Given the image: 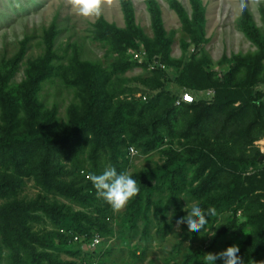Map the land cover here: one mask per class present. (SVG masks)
<instances>
[{"label": "rangeland", "instance_id": "obj_1", "mask_svg": "<svg viewBox=\"0 0 264 264\" xmlns=\"http://www.w3.org/2000/svg\"><path fill=\"white\" fill-rule=\"evenodd\" d=\"M175 1L183 7L190 21L192 11L189 1ZM130 2L137 30L147 40L151 49L159 51L145 0ZM156 3L163 37L168 46L165 55L162 56L164 64L161 63V68L164 69L154 73L151 69L153 65L148 68L143 65L145 47L142 43L139 42L138 50L134 51L120 43L105 40L96 27V22L102 19L122 34H129L120 0H114L111 5L106 3L99 19H85L77 15L67 4V0H0V78L4 77L14 62L15 70L7 89H10L12 97L20 102L28 78L43 69L44 81L40 84L36 96L39 107L37 123L54 111V119L50 124V132L54 135L63 134L71 128L75 118L82 112L85 93L80 86H73L72 83L82 67L93 70V75L97 77L105 121L121 104L126 107L140 106L142 102L140 95H145L147 100L151 94L162 95L161 101L153 103L143 116L129 115L128 108L125 110L126 115L119 128L123 133L121 137L125 139L139 125L150 123L162 113L166 105L165 98L169 93H176L177 97L182 93H191L196 103L210 104L215 97L221 99L222 77L233 65L234 59L259 54L255 43L244 32V17L246 15L251 26L264 37V7L259 11L247 10L241 15L238 0H200L203 23L200 29V43L195 47L193 36L170 8L169 0H156ZM53 23L55 27L51 34L50 26ZM49 42L52 46L48 52ZM136 52L142 54L141 60L133 58ZM261 63L263 72L256 79L257 90L260 92L261 85H264V62ZM155 65L158 66L156 63ZM184 69L187 71L186 79L180 76ZM247 79V71L239 69L233 77L232 84L243 87ZM180 80L189 82L192 89L183 87ZM245 96L246 93H241L237 98L235 96L234 106H238ZM17 120L23 128L25 116L21 109ZM190 120L191 114L177 111L173 120H170V125L159 129L161 143L149 151H145L140 144L127 142V145L134 147L139 155L133 156L129 166H125L123 171L129 172L139 186L142 180L149 176L154 191L150 200L143 193L142 201H139V193L119 213L114 212L97 196L92 184L85 181L76 169L72 170L75 162L61 159L59 166L63 171H71L69 183H79L76 188L83 189V193L94 194L100 203L98 208L94 202H91L93 203L91 206L80 207L65 197L48 195L35 185L31 173L23 176L24 186L15 201L56 202L63 212H82L93 219L94 223H105L108 229V232H100L96 227L91 228L90 232L101 239V249H95L93 252L79 248L81 250L79 254L70 256L65 250L57 248L55 243L59 242L58 239H55V247L50 249L35 246V255L39 259L42 258V264H79L81 258L85 257L86 260L90 256L96 264H182L187 256L202 253L199 260L190 263L198 264L204 260V254L217 253L232 245L240 248L245 240L252 237L257 229V225L253 224L255 216L264 209V119L258 122L260 128L250 132L255 134L258 130L261 131L251 144L246 145L245 138L233 137L224 141L226 144L223 147L212 138V134L221 127L222 115H213L201 136L196 133H192L190 137L183 136ZM247 122L248 119L244 122H235L233 129L244 128ZM193 146L201 147L206 152L222 150L235 157L250 159L255 152L261 154L257 161L240 170L239 188L242 193L248 194L245 206L237 209L235 215L233 214L235 204L225 212H217L215 217L208 218V225L200 233L189 232L186 225H181L177 231L175 222L187 215L193 203H198L202 208L211 198L225 194L228 190L225 186L228 184V177H220L216 185L217 190L212 189L200 194L195 192L200 181L192 182V179L205 164L184 169L186 177L184 187L176 180V188H173L168 182L156 181L154 176V173L161 172L171 152L182 156ZM121 152L122 158L119 159L123 161L125 150L122 149ZM88 155L87 150L86 157ZM109 165L114 166L111 156H106L99 164L100 173ZM206 168L202 179L209 171L215 170L213 163L208 164ZM117 171L119 172V169ZM85 172L91 173L89 168ZM11 201L10 199L8 203L11 204ZM135 211L138 213L136 220L131 221L130 214ZM173 211L174 215L169 216L168 213ZM34 215L39 221L35 220L31 224L33 231L39 235L55 233L56 228L49 220L40 213ZM212 232L215 233L214 236H211ZM6 263L7 260L3 264Z\"/></svg>", "mask_w": 264, "mask_h": 264}, {"label": "trees", "instance_id": "obj_2", "mask_svg": "<svg viewBox=\"0 0 264 264\" xmlns=\"http://www.w3.org/2000/svg\"><path fill=\"white\" fill-rule=\"evenodd\" d=\"M188 1L192 11L190 21L183 7L175 0H169V6L191 33L194 46L197 47L201 39L200 29L203 23V10L200 0ZM145 4L150 14L155 43L159 51L151 49L147 40L137 30L130 0H120L125 25L129 31L128 35L122 34L102 19L96 22V27L101 31L105 40L120 43L134 51L138 50L137 44L142 43L145 47L143 65L147 68L153 65L152 70L155 73L164 69L161 68V63L164 64L162 56L166 53L168 43L163 37L164 33L156 0H145ZM244 19V32L255 43L259 49V54L257 53L254 57L234 59L233 65L222 77V98L215 97L213 103L210 104L196 103L195 101L190 104L180 103L176 106L175 102L180 95L177 97L176 93H169L165 98L164 104L166 105L162 113L150 123L139 125L135 131L130 132L127 139L121 137L123 133L119 130L126 115L125 110L128 108L129 115L143 116L153 103L161 101L162 95L160 93L151 94L148 100L146 97L145 101L141 99L140 106L119 105L110 118L105 121L97 77L93 75V70L82 67L77 77L72 80L73 86H80L86 96L82 112L75 118L71 128L63 134L54 135L50 132L54 111L46 119L37 123L39 107L36 96L40 84L44 81L45 72L41 68L39 73L28 78L19 102L12 97L11 90L7 89L15 70V63L11 64L4 77L0 78V264L5 263L6 260L8 261L6 264H42V258L39 259L35 255V246L40 245L50 249L55 247V239L59 240L58 243H55L57 248L62 251L65 250L70 256H74L81 252L79 245L72 241L74 236L83 237L89 241L96 235L90 232L92 227H96V230L100 232H108L105 223H94L93 219L82 212H63L56 202L31 201L21 203L15 201L16 196L24 186L23 176H28L31 173L35 185L48 195L65 197L66 200L80 207L91 206L93 204L91 202H94L98 208L100 203L94 194L83 193V189L76 188L79 183L68 182L71 171H63L59 166L61 159L75 162L72 170L76 169L85 181H88L85 179V174H88L85 170L89 168L91 173L99 174L101 172L99 164L106 156H111L112 164L119 169V172L123 171V168L129 166L131 162L127 153L128 148L132 146L127 145V142L140 144L145 151L157 147L162 141L159 129L165 125H170V120H173L177 111L191 114V120L187 125L188 129H185L183 136L190 137L192 133L201 136L213 115L220 114L222 115L221 127L212 134V138L220 147H223L225 142L233 139V137L245 138L246 145L251 144L257 138L260 130L255 134L250 132L260 128L258 122L264 119V97L257 90L256 84L257 77L263 72L261 62H264V37L251 26L246 15ZM54 27L55 24H51V34L54 32ZM47 46V51H51L52 43L49 42ZM239 69H245L248 73L247 82L243 84V87L232 84L233 77ZM186 72L184 69L180 75L184 79H186ZM180 82L182 81L180 80ZM181 85L192 89L189 82H182ZM258 91L259 97L257 96ZM241 93H246L245 99L238 106H234L235 99L240 97ZM19 109L25 116L23 128L20 126V121L17 120ZM246 119L248 122L244 128L233 129L235 127L233 123L244 122ZM122 149L125 150V159L120 161ZM87 150L89 155L86 157ZM260 157L261 154L258 152H255L250 159L241 156L235 157L222 150L206 152L201 147L193 146L182 156L171 152L161 168V172L154 173V176L156 181L168 182L173 188H176V180L184 187L186 182L184 169L205 164V167L201 168L198 175L192 179V182L200 181L195 192L204 194L212 189L217 190L216 185L221 176H226L229 180L228 184L225 185L228 189L227 192L211 198L203 204L202 209L207 211L209 207H215L217 212H225L232 204H235L236 208L233 210L235 215L237 209L245 206L248 196V194L242 193L239 188V183H241L240 170L246 165L254 163ZM211 163H213L215 170L209 171L206 177L202 179V174L207 169L206 166ZM151 182L149 176L146 180H142L139 201H142L143 193L150 200L154 191ZM10 199L12 200L11 204L8 203ZM35 213H40L49 220L56 228L55 233L49 232L39 235L33 231L31 224L35 220L39 221V218L34 215ZM137 214V211L130 214L131 221L136 220ZM255 217L253 224L257 225V229L253 236L245 240L239 248V255L244 259L245 264H260L261 261H264V209ZM61 230H64L65 233H61ZM100 247L101 242L96 249H101ZM201 254L196 253L187 256L182 264H190L194 260H199ZM80 260L79 264H96L91 256L86 260L85 257ZM198 264H206V261L201 260ZM216 264H222V261L218 260Z\"/></svg>", "mask_w": 264, "mask_h": 264}, {"label": "clouds", "instance_id": "obj_3", "mask_svg": "<svg viewBox=\"0 0 264 264\" xmlns=\"http://www.w3.org/2000/svg\"><path fill=\"white\" fill-rule=\"evenodd\" d=\"M113 2L114 0H67L70 8L85 19H99L104 5L106 3L111 5ZM261 7H264V0H238V10L241 15L250 9L259 11ZM129 152L134 156L139 155L134 147H131ZM86 179L92 184L97 196L117 213L123 211L140 192L137 180L129 172H118L112 165L107 166L100 174L88 173ZM168 215H174V211ZM216 215L215 207H209L205 211L198 203H193L187 215L176 220L175 228L179 231L181 225H186L189 232L200 233L208 225V218ZM214 235L215 233L212 232L211 236ZM239 251L238 246L232 245L217 253L204 254V260L206 264H216L218 260L222 261V264H245ZM260 264H264V261Z\"/></svg>", "mask_w": 264, "mask_h": 264}, {"label": "built area", "instance_id": "obj_4", "mask_svg": "<svg viewBox=\"0 0 264 264\" xmlns=\"http://www.w3.org/2000/svg\"><path fill=\"white\" fill-rule=\"evenodd\" d=\"M133 58L135 60H141L142 59V54L136 52V53L133 54ZM162 68H164V67H162ZM151 69H153V67ZM261 94L264 97V86H261ZM140 98L143 101L146 100V96L145 95H142V96L140 95ZM193 102H195V99L192 96V94L186 92V93L180 94L179 99L175 102V104H176V106H178V105H180V103L190 104V103H193ZM130 148L131 147L128 148V153H127L128 155L127 156L131 159L134 155L130 154V152H129ZM86 176H87V174H85V179H86ZM60 232L61 233H65L64 230H61ZM72 241H73V243L78 244L79 248L81 250H85V251L89 250L90 252H93V251H95V249L97 248V246L101 242V239H100V237L95 235L94 237L91 238V240L86 241L85 238H83V237L74 236L72 238Z\"/></svg>", "mask_w": 264, "mask_h": 264}]
</instances>
